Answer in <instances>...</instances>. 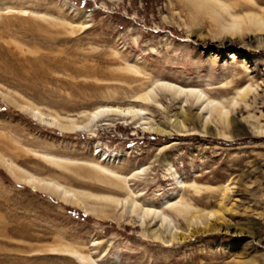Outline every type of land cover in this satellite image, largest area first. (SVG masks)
Returning a JSON list of instances; mask_svg holds the SVG:
<instances>
[{
  "label": "rangeland",
  "instance_id": "374dc122",
  "mask_svg": "<svg viewBox=\"0 0 264 264\" xmlns=\"http://www.w3.org/2000/svg\"><path fill=\"white\" fill-rule=\"evenodd\" d=\"M220 1L234 15L264 16V0ZM222 17L229 21L204 0H0V92L8 96L0 94V156L66 186L109 193L33 153L89 161L99 160L98 149L112 155L103 163L121 175L146 172L131 182L155 209L183 197L215 210V193L196 195L188 185L230 188L219 225L228 233L165 245L148 238L153 230L164 233L159 225L144 233L137 220L120 219L117 211L86 215L12 178L0 162V264H82L65 248L91 256L93 264H264V139L255 138L264 127V99L248 107L238 95L251 87L247 101L253 104L264 90V44L254 42L258 36L247 25L242 35L221 33ZM162 81L230 103L238 133L214 121L208 135L193 118L199 108L157 90ZM148 91V101H137ZM29 103L62 116L137 106L145 119L66 134L34 121L21 108ZM185 116L192 120L178 133L175 121ZM148 126L167 127L172 136L150 133ZM170 216L172 231L187 230Z\"/></svg>",
  "mask_w": 264,
  "mask_h": 264
},
{
  "label": "bare ground",
  "instance_id": "6f19581e",
  "mask_svg": "<svg viewBox=\"0 0 264 264\" xmlns=\"http://www.w3.org/2000/svg\"><path fill=\"white\" fill-rule=\"evenodd\" d=\"M204 1L211 3V5L214 4L216 7L222 9L226 13L227 17H229V21L224 20L226 17L221 18L223 22L220 24L221 33L229 34L233 32V35H242L243 26L246 27L247 25V29L250 31V33L258 36L254 39L252 38L254 42L258 43V45L264 44V37H259L262 35L261 33H264V16L258 13H252L248 14L246 17H242L240 15L232 14L230 12V7L220 0ZM156 84L158 88L157 90L165 91L166 93L169 92L178 100L181 98V100H184V98H189V100L192 102V106H197L200 111V116L193 118L201 120L200 122L204 129H207L206 133L208 135H212V123L214 121H217L224 128L229 126L238 133L237 128L239 123L230 118V115L232 114L228 106L230 103L226 105L227 103L225 104L223 101L212 99L201 89L186 88L165 81L157 82ZM249 88L244 90L242 94L239 90L238 95L240 97V102L242 101L246 103L248 107H253L259 99H264V90L261 94H257L255 96L253 104H249L247 100L249 98L250 92H252ZM149 92L150 91L139 95L137 94V101H148ZM0 94L5 98H8V96L2 92H0ZM181 100L179 101L181 102ZM144 104L146 103L144 102ZM171 104H173V102ZM21 108L37 123L66 134H94L97 125L100 124V122L107 123L111 120H131V122H134L145 119L141 117L143 114H145V109L137 106H102L90 111H83L75 115L67 116L44 112L39 107L31 103L25 104L21 106ZM188 109H190V107ZM191 120L192 118H189V116H185L182 120L177 117L175 121L177 122V125L174 126L175 130L178 133L184 132L183 130L186 128V124L190 123ZM138 123H140V121ZM143 124L149 123L143 122ZM258 128L259 130L257 131V134L259 135L255 136V138L262 140L264 139V127L259 126ZM147 130L150 133L162 137L172 136V131H169L168 128L164 126H148ZM219 135L223 137H229L225 132H220ZM236 137H238L237 134L235 135V138ZM33 153L36 157H39L43 162L50 165L51 167H55L68 173H75L77 176H81V178L83 177L84 179L98 184L99 186H96V189L103 190L105 187V189L109 190V193L75 189L62 184L53 178L37 176L11 162L10 160H6L2 156H0V162L3 168L12 178L22 182L24 185L30 187L33 190L45 192L59 198L64 202L75 205L86 215L110 217L109 215L112 212L117 211L119 214L121 213L119 216L120 219L127 216V220H137V226L142 229L144 228V233L147 232V227L152 226L153 224L159 225L161 229H164V233H169V230L171 229L172 233H169L171 234L170 237H165L164 233H160L158 231L156 232L154 230L151 231L150 236H148L149 239L165 245L174 243L190 244V242L198 238L199 235L209 236L217 235L219 233H228V227H224L222 229L220 226H223L224 224L225 203L229 197V185L225 187H205L199 186L196 183L188 185V188H191L196 195L201 194L203 191H211L215 193L216 199H218V208L215 210L199 208L183 197L179 198L177 201L168 200V202L163 203L160 208L155 209L151 202H143L139 199L142 196L134 189L131 182L138 176H144L146 172L144 170H140L128 175H121L103 163L107 160L110 161L112 155L108 156L106 153L101 156L102 151L96 149V156H99V160L79 161L59 158L49 153H38L35 151H33ZM179 185H181V183H179ZM124 204L125 206H128L127 211L123 209ZM120 208L121 211L119 210ZM170 213H173L176 217L182 219L187 224L188 228L186 231L182 229L176 230V228H174L176 231H172L173 227L171 226L173 225L174 220L170 216ZM219 222L221 223L219 224ZM63 252L82 264L94 263V260L91 258V256L84 255L76 250H69L68 248H65ZM248 261L249 263L246 264H260L253 259Z\"/></svg>",
  "mask_w": 264,
  "mask_h": 264
}]
</instances>
